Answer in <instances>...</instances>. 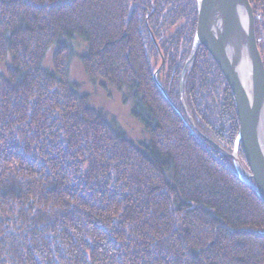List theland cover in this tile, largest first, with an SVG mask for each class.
<instances>
[{"label": "trees", "instance_id": "trees-1", "mask_svg": "<svg viewBox=\"0 0 264 264\" xmlns=\"http://www.w3.org/2000/svg\"><path fill=\"white\" fill-rule=\"evenodd\" d=\"M264 59V0H250ZM198 0H0V264H264V201L232 156L234 93L200 45ZM183 112L184 93L196 129ZM114 85L145 128L112 126L71 75ZM54 47L53 68L45 66ZM182 91V93H181ZM248 167V166H247Z\"/></svg>", "mask_w": 264, "mask_h": 264}, {"label": "water", "instance_id": "water-1", "mask_svg": "<svg viewBox=\"0 0 264 264\" xmlns=\"http://www.w3.org/2000/svg\"><path fill=\"white\" fill-rule=\"evenodd\" d=\"M198 6L196 41L184 69L191 65L200 45L217 61L234 93L240 123L236 144L242 145L248 167L242 163L237 147L231 152L202 135L223 155L232 156L242 180L264 201V59L258 46L253 4L250 0H198ZM151 36L161 56V63L154 72L156 83L174 104L158 79L165 58L152 30ZM181 104L184 112L174 105L189 124L198 129L184 93Z\"/></svg>", "mask_w": 264, "mask_h": 264}, {"label": "rangeland", "instance_id": "rangeland-1", "mask_svg": "<svg viewBox=\"0 0 264 264\" xmlns=\"http://www.w3.org/2000/svg\"><path fill=\"white\" fill-rule=\"evenodd\" d=\"M73 46L70 61L71 75L81 84L82 92L91 97V104L102 107L106 110L112 126L120 131L127 133L136 143L146 140V133L143 124L132 114V102L125 100L122 93L113 85H104L94 81L86 74L84 65L81 63L79 53L87 46V43L80 36L70 40ZM54 47L47 52L45 66L53 68ZM9 60H0V69L4 70L6 64H11ZM184 112V111H183Z\"/></svg>", "mask_w": 264, "mask_h": 264}]
</instances>
